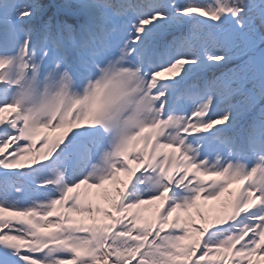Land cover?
Listing matches in <instances>:
<instances>
[{
    "label": "snow or ice",
    "instance_id": "6c2138e0",
    "mask_svg": "<svg viewBox=\"0 0 264 264\" xmlns=\"http://www.w3.org/2000/svg\"><path fill=\"white\" fill-rule=\"evenodd\" d=\"M0 264H264V0H0Z\"/></svg>",
    "mask_w": 264,
    "mask_h": 264
}]
</instances>
